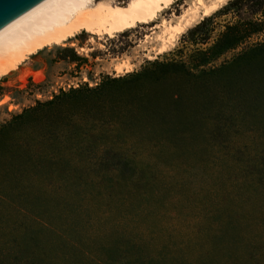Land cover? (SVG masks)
Masks as SVG:
<instances>
[{
    "label": "rangeland",
    "instance_id": "rangeland-1",
    "mask_svg": "<svg viewBox=\"0 0 264 264\" xmlns=\"http://www.w3.org/2000/svg\"><path fill=\"white\" fill-rule=\"evenodd\" d=\"M232 1L162 54L145 51L151 27L94 43L84 34L0 80V264H94L117 231L194 236L212 199L264 202V33L251 34L264 14ZM236 25L250 34L229 48ZM119 162L149 178L155 198L138 199L144 185L129 167L113 171ZM244 181L256 185L246 192Z\"/></svg>",
    "mask_w": 264,
    "mask_h": 264
},
{
    "label": "trees",
    "instance_id": "trees-1",
    "mask_svg": "<svg viewBox=\"0 0 264 264\" xmlns=\"http://www.w3.org/2000/svg\"><path fill=\"white\" fill-rule=\"evenodd\" d=\"M239 1L241 0H233L232 4L235 5ZM245 1L251 3V8L256 7L255 15L264 14V0ZM239 31L240 28L236 25L229 27L224 34L223 38L229 48L237 46L249 37L250 33L241 34ZM259 33H264L263 19L254 23V30L251 34ZM207 40L206 37L204 41ZM92 150L94 156L112 151L106 147ZM115 158L127 160V156L121 154L115 155ZM127 163L119 162L113 166L112 170L124 174V167L131 168L132 175L125 173L128 174L130 182L137 185V189L140 190L142 189L141 184L144 185V189L136 192L135 196L144 202L155 198L148 194L146 188L150 179L140 177L135 168ZM250 182L244 181V191L248 192V188L256 185ZM232 195L234 194L227 193L225 197L212 199V206L206 213L204 225L194 231L196 232L194 236L186 232V235L181 236L183 238L173 239L176 236L173 231L172 235L170 234L171 230L166 232L169 238L162 241L154 231L150 233L117 231L112 238L105 236L104 241L97 245V255L93 258L94 264H264V209L256 213L249 211L250 205H254L255 202L257 204L259 202L262 206L263 197L261 195L260 198L255 197L252 193L243 194L241 202L244 207L241 205L240 208L233 205L235 200ZM214 201H217L216 204ZM105 252L110 256L106 258ZM18 260L15 264H19ZM72 260L76 259L64 262L74 264Z\"/></svg>",
    "mask_w": 264,
    "mask_h": 264
},
{
    "label": "bare ground",
    "instance_id": "bare-ground-1",
    "mask_svg": "<svg viewBox=\"0 0 264 264\" xmlns=\"http://www.w3.org/2000/svg\"><path fill=\"white\" fill-rule=\"evenodd\" d=\"M182 1L186 5L182 14L167 19L165 14ZM226 1L231 0H47L0 32V80L45 49L64 46L84 34L94 43L95 37L114 38L139 26L151 27L145 51L162 54L200 17L209 16ZM130 67L124 63L116 71Z\"/></svg>",
    "mask_w": 264,
    "mask_h": 264
},
{
    "label": "water",
    "instance_id": "water-1",
    "mask_svg": "<svg viewBox=\"0 0 264 264\" xmlns=\"http://www.w3.org/2000/svg\"><path fill=\"white\" fill-rule=\"evenodd\" d=\"M47 0H0V32Z\"/></svg>",
    "mask_w": 264,
    "mask_h": 264
}]
</instances>
